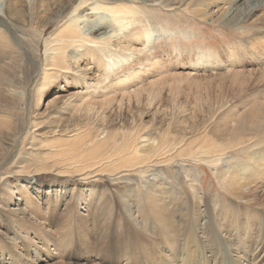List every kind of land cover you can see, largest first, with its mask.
<instances>
[{"label": "bare ground", "instance_id": "1", "mask_svg": "<svg viewBox=\"0 0 264 264\" xmlns=\"http://www.w3.org/2000/svg\"><path fill=\"white\" fill-rule=\"evenodd\" d=\"M33 1L38 4L44 0ZM182 2L59 0L54 3V16L48 17L47 23H59L70 8L72 12L49 39L38 82L39 100L42 89L57 81L59 74L56 73L69 74L74 64L84 61L81 57H85L87 50L113 48L117 51L114 53H141L142 48L133 46L138 43L139 34L130 36L126 42L122 40L139 26L145 10L141 5L165 8ZM198 3L208 4L207 11H211L213 21L249 26L255 33L264 31V0ZM219 4L225 8L214 15L209 7ZM188 6L189 3L182 9ZM192 12L197 16L206 14L201 8H194ZM7 15L14 19L20 14L8 7ZM3 34L0 31V35ZM152 34V30H147L143 35V46L151 42ZM10 52L12 49L8 53L3 47L0 49V74L6 72L2 68L9 64L4 59L10 60ZM203 57L195 63L205 62ZM140 65L141 62L134 69L121 67L112 74L113 80L108 84L104 82L108 79L105 65L100 64L96 84L103 82L105 91L113 85L124 84ZM94 67L95 63L89 65V69ZM80 70L87 75V69ZM251 111L220 138L225 140L230 134L256 132L260 123H264L261 122L263 116L256 109ZM14 125L7 123L6 129H0L3 150L0 154V211L10 223L6 228L17 238L10 239L0 230V264H264V186L261 185L264 184V137L228 152L222 140L199 146L195 140L182 148L179 142L185 138L183 133L179 138L160 136L149 129L130 136L127 135L133 133L111 135L101 125L89 132L60 124L48 131L58 136L63 147L58 144L54 152L59 153L46 158L38 143L40 128L35 131L29 128L21 137L23 128ZM197 140L203 142V138ZM19 141V148L15 150ZM59 147L62 150L57 149ZM11 152L15 153L13 164L16 167L8 170L3 167V161ZM197 161L211 170L223 199L213 192L203 191L201 173L190 164ZM172 164L177 171L182 170L180 173H186L185 182L177 177L172 181L168 179V168ZM42 173L48 176L55 173L58 184L39 183ZM10 174L15 178L11 180ZM63 176L73 177V184L68 185ZM102 178H105L106 188L95 182ZM81 179L88 180L84 184L86 195L76 190ZM20 182L30 185L24 187ZM36 185H44L41 191L37 190L38 196L42 195V205L31 200L34 196L29 189ZM35 209L44 213L39 216ZM27 220L31 221L26 223ZM51 222H55L53 227L49 225ZM30 224L38 229L35 233L38 242L32 238Z\"/></svg>", "mask_w": 264, "mask_h": 264}, {"label": "rangeland", "instance_id": "2", "mask_svg": "<svg viewBox=\"0 0 264 264\" xmlns=\"http://www.w3.org/2000/svg\"><path fill=\"white\" fill-rule=\"evenodd\" d=\"M57 1L59 0H44L35 4L33 0H0V31L4 32L0 35V49L3 47L7 53L12 49L11 56L7 55L11 57L10 60L4 59L5 62L9 61L2 68L6 72L0 74V129H6L7 123L12 126L15 124L14 126L23 128L21 137H24L29 128L34 131L40 128L38 137L41 138L38 143L46 158L59 153L54 150L58 144L62 145V141H58V136L50 135L48 129L60 124L89 132L101 125L111 135L116 132L124 135L133 133L127 135L130 136L149 129L154 135L157 132L160 136L179 138L183 133L184 141L179 142L183 148L186 143L195 140L199 142L198 146L221 141L220 135L224 131H231L238 120L253 112L251 109L260 111L263 116H260L261 122H264V31L255 33L249 26L223 25L211 20V11H207L208 4L202 6L198 3L205 0H183L181 5L174 3L165 8L141 5L145 10L138 22L139 26L133 34L122 39L126 42L130 36L139 34V41L133 46L142 48L141 53H114L117 51L113 48H100L95 52L87 50L84 52L85 57H81L84 61L74 64L73 69L68 71L69 74L56 73L59 74L57 81L42 89L39 100L38 82L45 64L49 39L61 21L72 12L70 8L59 23H47L46 19L54 16L53 6ZM188 3V8L182 9ZM196 3L200 6L197 7ZM8 7L15 8L20 15L10 18L7 15ZM194 8H201L206 14L197 16L192 12ZM224 8L221 4L209 7L214 15L220 14ZM147 30L153 31L152 40L143 46ZM37 39L39 43H36ZM201 56H204L205 62L195 63ZM93 58L96 59L92 60ZM146 58L150 60L146 61ZM140 62L139 69L126 83L113 85L106 91V87H102L103 82L96 84L100 64L105 65L108 79H104V82L109 84L113 80L112 74L118 69L123 66L134 69ZM94 63V69H89V65ZM81 68L88 70L87 75ZM1 82L5 84L2 85ZM5 133L8 134V130ZM263 137L264 123H260L256 132L234 136L230 134L221 142L229 148V152ZM198 138H203V142ZM19 143L20 141L15 150L19 148ZM1 153L3 150L0 147ZM14 158L15 153L11 152L3 161V167L15 169ZM190 164L201 173L203 191L213 192L223 199L222 190L208 166L201 161ZM174 166L172 164L168 168V179L172 181V178L177 177L185 182L186 173H180L182 170L177 171ZM41 175L39 183L58 184L55 173L50 174L52 176L47 173ZM8 176L11 180L15 178L11 174ZM62 178L68 181V185L73 184V177ZM104 179H95V182L106 188ZM87 182L86 179L78 180L76 190L86 195L84 184ZM22 185L28 187L30 184ZM44 185L31 186L29 189L34 196L30 199L39 205H42L43 199L42 195L38 196L37 190L41 191ZM261 185L264 186L263 183ZM35 210L39 212V216L44 213L41 209ZM30 221L27 220L26 223ZM7 225L10 227L9 221L0 211L1 232L10 239L17 238L6 228ZM30 225L29 229L33 230L32 238L38 242L39 239L35 236L38 229L33 224ZM49 225L53 227L55 222ZM41 234L40 231V236ZM49 248L51 249L50 246ZM23 250L25 253L26 249ZM4 256L7 257V254Z\"/></svg>", "mask_w": 264, "mask_h": 264}]
</instances>
